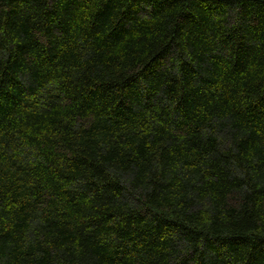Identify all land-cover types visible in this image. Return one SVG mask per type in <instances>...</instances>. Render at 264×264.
I'll return each instance as SVG.
<instances>
[{
	"label": "trees",
	"instance_id": "trees-1",
	"mask_svg": "<svg viewBox=\"0 0 264 264\" xmlns=\"http://www.w3.org/2000/svg\"><path fill=\"white\" fill-rule=\"evenodd\" d=\"M0 264H264V0H0Z\"/></svg>",
	"mask_w": 264,
	"mask_h": 264
}]
</instances>
